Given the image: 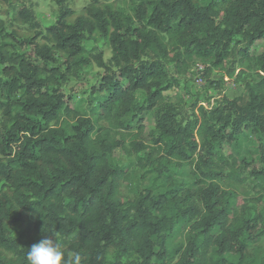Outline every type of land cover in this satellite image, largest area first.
<instances>
[{
    "label": "trees",
    "instance_id": "trees-1",
    "mask_svg": "<svg viewBox=\"0 0 264 264\" xmlns=\"http://www.w3.org/2000/svg\"><path fill=\"white\" fill-rule=\"evenodd\" d=\"M52 1L58 16L43 30L32 10L17 12L25 28L12 37L30 50L0 42V264H27L31 245L55 239L53 231L82 264H264L250 252L264 236V206L251 212L261 196H243L251 185L264 192V47L250 52L264 45V0H129L132 14L114 0H91L78 14L70 0ZM3 30L0 20L1 38ZM87 39L109 47L107 63ZM194 58L206 80L234 62L253 70L246 99L195 104L191 118L178 120L164 103L167 61L181 68ZM57 59L74 76L90 63L114 68L95 89V120L61 91L67 78L50 65ZM150 111L148 147L139 139ZM241 132L251 135L248 158L223 152ZM117 148L143 171L133 196ZM182 223L183 243L168 250L165 234Z\"/></svg>",
    "mask_w": 264,
    "mask_h": 264
},
{
    "label": "rangeland",
    "instance_id": "rangeland-1",
    "mask_svg": "<svg viewBox=\"0 0 264 264\" xmlns=\"http://www.w3.org/2000/svg\"><path fill=\"white\" fill-rule=\"evenodd\" d=\"M197 1L203 4L208 0ZM90 2L91 0H70L69 6L78 14L81 12L82 8ZM114 2L121 13H133V5L129 0H114ZM23 7L33 11L35 19L42 30L54 24L58 16V8L52 0H0V20L4 24L0 42H6L10 50L18 53H24L30 50L27 46L24 47L20 44V40L12 37L14 29L25 28V25L21 24L16 18L17 12ZM83 44L86 49L95 48L100 50L103 54L104 62H108L111 51L102 40L87 39ZM263 47V42L258 41L250 48V52L253 55L257 54L263 50ZM35 63L40 64V66L42 65L40 62ZM50 65L60 68L61 72L67 78L65 82L62 81L60 83V87L63 94L70 99L69 103L71 107L78 110L83 116L95 120L96 115L93 109L95 105V89L100 85L103 74L109 73V70L114 68L108 64V68L103 69L94 63H90L74 76L65 71L64 65L60 59H57ZM198 65H202L204 68V64L196 58L191 61H186L181 68L175 67L173 61H167L171 86L164 92V103H172L176 106L178 110L177 119H181L182 122L191 118L194 111L193 106L195 104L204 105L205 107H214L223 97L233 99L241 96L246 99L247 93L245 83L255 77L254 71L246 67L245 64L234 62L230 67V71L213 67L209 74V80H206V77L202 75L203 68L198 67ZM0 77H3L1 72ZM210 81L215 82V84L210 83ZM217 81H219L218 85L216 84ZM4 96L5 94L0 90V100H3ZM142 116L145 118L144 123L146 127L139 141L146 144L148 147L153 146V139L150 131L154 127V112L150 111L144 113ZM133 131L136 132V128H134ZM131 139H133L132 135L126 139V143ZM148 147L144 148L141 153L143 154L149 151ZM252 150L250 133L241 132L229 146H225L223 152H232L236 157L248 158ZM114 160L117 165L125 167L129 173L128 180L124 184L125 194L133 196L139 193L144 186L142 177L143 171L136 165L133 157L126 155L120 148H117L114 151ZM168 168L170 170H177L178 167L168 166ZM251 187L244 188L245 193L243 196H261V205L258 206L257 203H252L251 212L253 213L258 211L261 206H264V192L260 191L258 193ZM27 224L28 221L20 224L18 230L25 229ZM186 229V223H182L177 229L165 234L168 250H172L183 243V235ZM250 252L258 256H264V236L255 239L251 243ZM154 262L159 261L155 259Z\"/></svg>",
    "mask_w": 264,
    "mask_h": 264
},
{
    "label": "clouds",
    "instance_id": "clouds-1",
    "mask_svg": "<svg viewBox=\"0 0 264 264\" xmlns=\"http://www.w3.org/2000/svg\"><path fill=\"white\" fill-rule=\"evenodd\" d=\"M55 239L43 238L26 252L27 264H82L78 251H68L53 231Z\"/></svg>",
    "mask_w": 264,
    "mask_h": 264
},
{
    "label": "built area",
    "instance_id": "built-area-1",
    "mask_svg": "<svg viewBox=\"0 0 264 264\" xmlns=\"http://www.w3.org/2000/svg\"><path fill=\"white\" fill-rule=\"evenodd\" d=\"M198 67H200V68H203V66H202V65H198Z\"/></svg>",
    "mask_w": 264,
    "mask_h": 264
}]
</instances>
